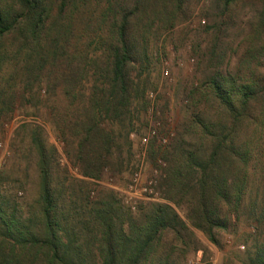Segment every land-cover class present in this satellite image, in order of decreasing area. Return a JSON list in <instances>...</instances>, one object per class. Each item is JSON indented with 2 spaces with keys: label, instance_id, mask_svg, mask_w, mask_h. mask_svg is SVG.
I'll use <instances>...</instances> for the list:
<instances>
[{
  "label": "trees",
  "instance_id": "trees-1",
  "mask_svg": "<svg viewBox=\"0 0 264 264\" xmlns=\"http://www.w3.org/2000/svg\"><path fill=\"white\" fill-rule=\"evenodd\" d=\"M134 1L130 9L119 11L117 0H108L109 12L116 14L110 25L111 44L103 49L105 58L92 67L90 82L83 57L77 60L76 52L66 55L62 49L77 13H83L91 0H0V104L3 99L4 107L12 104L16 95L7 87L17 80L26 90L36 91L32 99L40 97L45 85L55 91L54 78L63 83L68 104L58 112L59 128L64 137L76 139L78 164L88 179L101 174L113 155L118 140L114 128L133 126L134 102L142 95L133 77L138 42L129 27L134 22L141 24L140 31L150 29L153 16L162 14L158 10L164 0ZM237 1L225 0L224 17ZM221 34L219 30L213 45L210 42L211 60L220 50ZM261 37L264 0L250 38L259 41ZM8 41L19 43L17 59L7 51ZM247 56L251 66L252 50ZM214 70L208 84L193 93L194 114L203 109L202 115L195 114L186 123L195 140L187 142L182 137L165 154L168 201L186 209L188 223L170 205L133 217L121 215L109 195L92 200L86 183L66 187L65 181L55 186L48 155L41 147L37 207L24 213L0 195V264H175L173 256L163 251L172 250L185 236L192 238V229L219 246L217 234L230 228L232 216L254 188L255 176L258 189L264 187V72L262 78L251 73L243 79L237 73ZM84 79L91 83L88 89ZM251 264H264V240L256 239Z\"/></svg>",
  "mask_w": 264,
  "mask_h": 264
},
{
  "label": "rangeland",
  "instance_id": "rangeland-1",
  "mask_svg": "<svg viewBox=\"0 0 264 264\" xmlns=\"http://www.w3.org/2000/svg\"><path fill=\"white\" fill-rule=\"evenodd\" d=\"M117 2L119 11L130 9L135 3L134 0ZM224 2L183 0L180 5L178 0H164L158 10L162 14L153 16L150 29L140 31L141 24L131 23L129 33L138 42L133 77L139 82L142 95L134 102L133 126L125 130L119 126L114 128L118 140L112 149L113 155L95 179L82 176L76 139L64 137L59 128L58 112L68 104L63 83L54 78L51 86L56 90L49 91L45 85L38 99H32L36 91L26 90L20 80L13 87H7L16 97L10 106L4 107V99L0 104V195H4L10 206H18L24 213L37 207L42 184L39 149L44 147L55 186L65 181L66 187L70 183L80 186L86 183L92 191V200L99 195H109L121 215L133 217L158 205H170L180 219L188 223L186 209L168 201L164 188L168 168L165 154L173 151L180 138L184 137L187 142L196 138L186 125L193 115L203 114V109L194 114L193 93L208 84L214 68L226 74L237 73L243 79H248L251 73L262 78L264 72V52L260 46L264 37L259 41L250 38L263 0H238L227 9L228 17H224ZM114 20L116 14L109 12L108 0H91L83 13H77L73 29L69 30L62 50L66 55L76 52L77 60L83 57V67L90 71L85 78L90 82L93 81L92 67L105 58L103 49L111 44H108L109 31ZM219 30L222 33L220 50L211 60L210 45ZM13 37L9 35L8 39L13 40ZM7 43V51L17 59L19 43ZM250 50L251 66L247 58ZM20 51L22 56L23 47ZM61 62L63 68L65 60ZM83 85L88 89L91 83L84 79ZM1 88L4 91V80ZM151 95L154 98H150ZM257 104L253 102L254 107H258ZM158 123L160 127L156 135H152ZM170 132L173 137L168 136ZM163 136L169 138L166 145L161 143ZM143 138L148 139L147 145L143 144ZM136 173L139 178L135 188ZM151 181L155 197L148 198L141 191ZM253 183L254 188L247 194L240 211L232 216L230 228L217 234L219 246L203 232L192 229V238L185 236L172 250L165 249L164 254L172 255L175 264H251L256 239L264 240V222H260L264 216V187L258 189L259 177L257 180L255 176ZM126 200H132L136 209L132 210Z\"/></svg>",
  "mask_w": 264,
  "mask_h": 264
},
{
  "label": "built area",
  "instance_id": "built-area-1",
  "mask_svg": "<svg viewBox=\"0 0 264 264\" xmlns=\"http://www.w3.org/2000/svg\"><path fill=\"white\" fill-rule=\"evenodd\" d=\"M150 98H154V95H151ZM159 127H160V123H158L157 126L154 128V130L152 131V135H156V130L159 129ZM173 135H174V134H173L172 132L168 133V136H172V137H173ZM168 136H166V137L163 136L162 141H161V143H162L163 145H166V144L168 143V140H169ZM142 142H143L144 145H147V144H148V139H147V138H143V141H142ZM134 176H135V179H134V187L136 188L135 183L137 182V180H138V178H139V174L136 173ZM130 189L133 190V186H131ZM141 193L144 194L145 196H147L148 198H153V197H155V192H154L153 182L151 181L150 183H148L147 187H145V188L141 191ZM141 199H142V198H141ZM125 203H126V204H127L132 210H135V209H136L135 205H133V204H135V203H132V200H126Z\"/></svg>",
  "mask_w": 264,
  "mask_h": 264
}]
</instances>
